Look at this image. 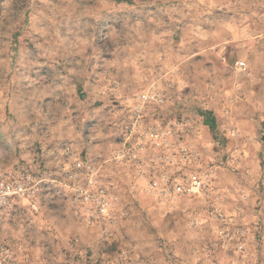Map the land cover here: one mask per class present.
I'll return each mask as SVG.
<instances>
[{"label":"rangeland","instance_id":"374dc122","mask_svg":"<svg viewBox=\"0 0 264 264\" xmlns=\"http://www.w3.org/2000/svg\"><path fill=\"white\" fill-rule=\"evenodd\" d=\"M0 176L9 264H264V0H0Z\"/></svg>","mask_w":264,"mask_h":264},{"label":"built area","instance_id":"2783aa9c","mask_svg":"<svg viewBox=\"0 0 264 264\" xmlns=\"http://www.w3.org/2000/svg\"><path fill=\"white\" fill-rule=\"evenodd\" d=\"M237 66L241 70H246L247 67L244 62H238ZM201 186V183L195 181L193 186ZM178 191H183L182 186L178 187ZM31 194L28 189L25 188V185L15 180L14 178L7 176H0V215L5 211L15 199L19 198H31ZM31 205L33 209H38V205L35 201L32 200ZM11 260V258H8ZM7 259V253L4 247L0 244V264H9Z\"/></svg>","mask_w":264,"mask_h":264},{"label":"trees","instance_id":"16d2710c","mask_svg":"<svg viewBox=\"0 0 264 264\" xmlns=\"http://www.w3.org/2000/svg\"><path fill=\"white\" fill-rule=\"evenodd\" d=\"M206 123H207V125H210V126H211V124H212V123H211V122H209L208 120L206 121Z\"/></svg>","mask_w":264,"mask_h":264}]
</instances>
